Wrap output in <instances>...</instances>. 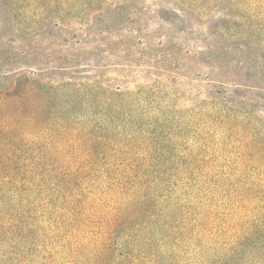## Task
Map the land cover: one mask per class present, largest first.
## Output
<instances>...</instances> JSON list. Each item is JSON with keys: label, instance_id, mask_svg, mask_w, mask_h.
Instances as JSON below:
<instances>
[{"label": "trees", "instance_id": "obj_1", "mask_svg": "<svg viewBox=\"0 0 264 264\" xmlns=\"http://www.w3.org/2000/svg\"><path fill=\"white\" fill-rule=\"evenodd\" d=\"M150 11L165 22L181 23L170 9ZM179 26L177 33H182L184 26ZM21 69L0 64V75L16 74L13 89L0 91V259L4 263L19 264L23 259L32 264V255L38 254L42 264H52L57 255L61 264H264V191L254 181L196 176L194 169H201L195 164L198 154L188 143L184 146L192 152L188 156L177 147L178 139L188 138L187 130L169 127V112L152 118V127L140 139L119 125L122 104L115 93L120 88L117 84L113 88L116 80L109 76L134 72L131 66L89 60L83 65L33 68L42 76L103 73L104 79L97 82L69 86L85 92L79 102H90L93 111L88 116L72 114L75 120L64 127L68 134L94 140L103 149L85 152L94 159L64 161L20 155L27 124L35 130L34 124L45 119L42 111L28 115L17 109L2 111L29 90L37 94L36 72L26 77L17 73ZM218 76L207 72L199 85L211 88ZM102 85L111 87L112 93L96 97ZM251 91L253 100L264 101L262 90ZM245 92L248 89L234 88L233 97L223 94L221 101L227 106L244 102ZM41 104L49 107L47 102ZM123 112L127 123L130 111L123 108Z\"/></svg>", "mask_w": 264, "mask_h": 264}, {"label": "rangeland", "instance_id": "obj_2", "mask_svg": "<svg viewBox=\"0 0 264 264\" xmlns=\"http://www.w3.org/2000/svg\"><path fill=\"white\" fill-rule=\"evenodd\" d=\"M151 8L170 9L181 23L165 22L149 13ZM176 26H184L183 32L177 33ZM89 60L134 70L109 76L116 80L113 88H120L115 93L122 104L119 125L140 139L152 127V118L169 112V127L187 130L188 138L178 139L177 147L184 156L198 154L196 176L242 178L264 191V101L253 100L250 93L254 88L264 92V0H0V64L22 68L17 73L26 77L36 72L33 87L38 88L37 94L29 90L2 111H42L45 116L35 130L27 124L23 158L88 160L94 159L85 153L89 149H103L64 130L75 120L72 114L93 111L90 102H79L85 92L69 86L97 82L103 73L42 76L33 69ZM148 67L150 71L138 70ZM207 72L219 74L211 88L198 82ZM15 75H0V91L13 89ZM156 82L160 84L154 87ZM109 88L102 85L96 97L111 94ZM234 88L248 89L243 94L247 99L227 106L221 96L233 97ZM45 102L49 107L42 106ZM123 108L130 111L127 123ZM192 135L201 140H190ZM187 143L192 152L184 148ZM107 156L98 158H112ZM58 258L49 262L61 264ZM32 261L42 264L38 254ZM0 264L6 263L0 259Z\"/></svg>", "mask_w": 264, "mask_h": 264}]
</instances>
